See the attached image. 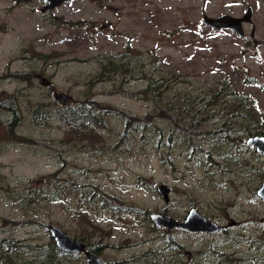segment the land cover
Returning <instances> with one entry per match:
<instances>
[{
  "label": "rangeland",
  "instance_id": "rangeland-1",
  "mask_svg": "<svg viewBox=\"0 0 264 264\" xmlns=\"http://www.w3.org/2000/svg\"><path fill=\"white\" fill-rule=\"evenodd\" d=\"M249 4L244 37L202 22L203 14L241 16ZM43 5L0 0V95L14 94L0 107V238L19 243L0 246V264H85L83 252L53 249L49 224L95 244L106 264H264L256 193L264 156L246 142L264 132V0ZM149 83H162L161 102L145 93ZM58 91L72 95L67 105ZM82 100L106 121L93 124L91 138L59 113ZM186 101L202 107L187 118L197 122L192 132L177 123ZM11 112L18 124L9 132ZM128 120L137 130L123 134ZM59 181L64 191L54 196ZM78 184L85 195L72 190ZM191 207L226 228L169 230L149 216L182 219Z\"/></svg>",
  "mask_w": 264,
  "mask_h": 264
},
{
  "label": "water",
  "instance_id": "water-1",
  "mask_svg": "<svg viewBox=\"0 0 264 264\" xmlns=\"http://www.w3.org/2000/svg\"><path fill=\"white\" fill-rule=\"evenodd\" d=\"M45 4L42 10L52 9L62 4L68 0H43ZM253 7L252 5H247L245 12L241 16L233 15L228 12H223L217 15L203 14L202 22L214 29L228 28L234 31L237 35L244 37L246 32L243 27V23H250L252 20ZM254 34V30L251 31ZM56 98H58L62 103L68 104L72 95L64 92H55ZM246 142L255 147L257 151L262 153L264 156V134H254L247 137ZM157 190L163 197L166 203L169 202V192L170 187L167 183H159ZM256 193L259 197L264 198V177L260 186L257 188ZM150 218L157 227H169V228H185L191 231H204L208 233H215L222 230L226 224L217 222L213 219L208 218L206 215L201 213L196 207H191L184 219H177L173 216L165 214L160 211H153L149 214ZM235 221L231 220V224ZM48 228L50 234L52 235L55 244L64 251L68 252H82L85 251L87 256V261L85 264H105L102 259L91 252L86 250L85 244L78 238L70 236L65 230L55 224H49Z\"/></svg>",
  "mask_w": 264,
  "mask_h": 264
},
{
  "label": "trees",
  "instance_id": "trees-1",
  "mask_svg": "<svg viewBox=\"0 0 264 264\" xmlns=\"http://www.w3.org/2000/svg\"><path fill=\"white\" fill-rule=\"evenodd\" d=\"M117 66V64H116ZM113 67H115V65L113 64ZM22 74V73H21ZM6 75L2 74L0 75L1 78L5 77ZM16 77L19 78H24L22 75H18V73L15 74ZM246 77H248L249 79H251L252 81L256 82L255 78L250 77L248 74H246ZM152 83H149V85L147 86V88L145 89V93H150V96L154 98L155 103H158V100H160L161 102V96L159 95V93H161L162 91V83H157L155 85H151ZM12 98L14 99V94L13 95H8V97L6 99H2V95H0V107L4 106L6 108H8L10 105L14 104L13 102L11 103ZM3 100H6V103L3 102ZM209 102H213L212 100H210ZM234 106L239 105V103H233ZM207 104H205L206 107ZM166 106L170 109H175L176 106L173 104H169L167 103ZM208 107V106H207ZM206 107V108H207ZM156 108H158L157 106H154V109H152V111H154ZM178 108V106H177ZM202 107H199L197 105H195V103H193L192 101H186L182 107H181V114L178 112L177 115V123L179 125H181L182 127L188 129L190 132L193 131V127H197V122H195V115H197V112L201 110ZM233 108V107H232ZM58 111V110H57ZM194 111V114H188L189 112ZM105 112V110H104ZM103 112V113H104ZM59 113L61 114L60 117L62 119L63 122H66L68 124V126H70V129L73 130V133L79 135L80 138H82L83 135L85 136H89V138H91V135H87V133L94 131L93 124H95L98 127L101 128H105L106 127V121L104 119V117L100 116V110H96L94 107H92L91 105H89V103L86 100H82V101H78V103L73 104V105H68L63 107V109H61V111H59ZM12 116L9 119V126H8V130L9 132H12V130L15 129V127L18 124L17 121V114L15 112H11ZM193 117L194 120L191 119H187L188 117ZM193 122V125H191ZM193 126V127H192ZM138 127V122L137 121H130L128 120L125 124L124 129L121 131L123 134L128 133V132H132L134 130H137L136 128ZM260 131V130H259ZM173 132H171L168 137L172 136ZM23 138H21L22 140ZM54 174H52L51 176H53ZM65 184H63V181H59V183L54 182L50 184V189L51 192L53 193L54 196H57L60 192L64 191ZM82 185L78 184L77 187H73V191H77V193L79 195H85L87 192L84 191L82 189ZM17 241L11 238H0V246L1 247H5L6 248V252L8 250L13 251L12 248H16L18 247L19 243H16ZM85 242V241H84ZM86 243V242H85ZM88 246V245H87ZM53 249L56 250V252L62 250L58 247H56L55 245H53ZM88 249H90L91 251L96 252L97 251V246L94 245H89ZM46 258H42L41 262H37V263H33L30 262L29 264H48L45 262ZM5 264H12L10 262H6Z\"/></svg>",
  "mask_w": 264,
  "mask_h": 264
},
{
  "label": "flooded vegetation",
  "instance_id": "flooded-vegetation-1",
  "mask_svg": "<svg viewBox=\"0 0 264 264\" xmlns=\"http://www.w3.org/2000/svg\"><path fill=\"white\" fill-rule=\"evenodd\" d=\"M69 1V0H68ZM45 4V3H44ZM43 7V6H42ZM42 9V8H41ZM254 134H264V132H262L261 130L259 131H257L256 133H254ZM254 134H250V135H248V137L249 136H251V135H254ZM247 139V138H246ZM264 199V198H263ZM187 214V213H186ZM186 214L184 215V217L182 218V219H184L185 218V216H186ZM218 222V221H217ZM161 228H163V227H161ZM164 228H167V229H169V230H171V229H173V228H169V227H166V226H164ZM175 228H178V229H182V230H185V231H191V230H188V229H185V228H180V227H175ZM226 228V226L222 229V230H224ZM221 231V230H220ZM200 232V231H199ZM202 232H204V231H202ZM219 232V231H218ZM81 240V239H80ZM82 241V240H81ZM83 243L85 244V248H86V250H90V249H88V246H87V244L83 241ZM178 245L179 246H181V244L180 243H178ZM91 251V250H90ZM68 252V251H67ZM84 254H85V251H82ZM91 252H93V253H95L96 255H98L97 254V251L96 252H94V251H91ZM99 256V255H98ZM87 257V256H86ZM100 257V256H99ZM87 261V260H86ZM103 261V260H102ZM104 262V261H103ZM86 263V262H85ZM105 263V262H104ZM106 264V263H105Z\"/></svg>",
  "mask_w": 264,
  "mask_h": 264
}]
</instances>
